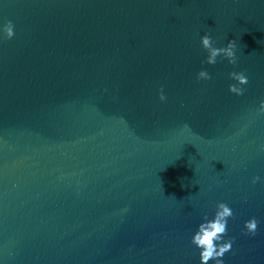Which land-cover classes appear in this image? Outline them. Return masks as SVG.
Masks as SVG:
<instances>
[{
  "label": "water",
  "instance_id": "95a60500",
  "mask_svg": "<svg viewBox=\"0 0 264 264\" xmlns=\"http://www.w3.org/2000/svg\"><path fill=\"white\" fill-rule=\"evenodd\" d=\"M262 101L264 0H0V264H264Z\"/></svg>",
  "mask_w": 264,
  "mask_h": 264
},
{
  "label": "clouds",
  "instance_id": "9594fccd",
  "mask_svg": "<svg viewBox=\"0 0 264 264\" xmlns=\"http://www.w3.org/2000/svg\"><path fill=\"white\" fill-rule=\"evenodd\" d=\"M14 25L11 21L6 22L3 27V38L5 41L11 40L14 36ZM202 49L207 52V59L205 63L208 65H215L218 57L227 59L231 65L237 63V44L235 40L228 42L226 47H215V41L210 34H205L200 39ZM229 78L236 81V84L229 86V92L237 96L244 94V87L248 84V77L244 72H231ZM198 80H210L211 76L206 70H201L197 75ZM159 99L164 101L166 99L163 94V89L160 91ZM260 111L264 113V101L260 103ZM260 177H254L253 184H256ZM233 217L231 208L226 203H218L214 218L209 220L207 216L204 217V223L198 227V231L193 235L191 243L200 249V264H208V262L215 261V264H223V256L231 251L234 240L223 242V237L227 235V222L229 218ZM258 221L255 218L247 221L244 225V235L255 236L257 233Z\"/></svg>",
  "mask_w": 264,
  "mask_h": 264
}]
</instances>
